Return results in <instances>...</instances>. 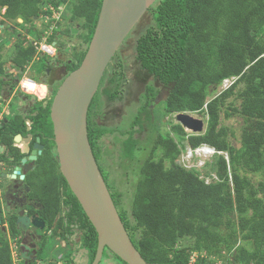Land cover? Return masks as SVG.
I'll list each match as a JSON object with an SVG mask.
<instances>
[{
	"label": "trees",
	"instance_id": "obj_1",
	"mask_svg": "<svg viewBox=\"0 0 264 264\" xmlns=\"http://www.w3.org/2000/svg\"><path fill=\"white\" fill-rule=\"evenodd\" d=\"M101 2L0 0L1 23L14 21L13 25L19 26L31 21L33 15L51 14L54 8L69 3L70 19L81 18L85 30L79 33L85 47L76 52L75 60L67 63L70 72L85 54ZM147 12L151 23L135 40V60L162 85H171L164 99L167 112L203 111L207 115L203 132L187 133L181 125L173 129L192 148L206 144L219 152L213 162L217 179L206 183L194 171L175 163L180 151L177 141L159 134L152 151L160 150L161 157H147L142 162L130 202V216L119 206V195L111 188L119 216L132 243L149 262L264 264V0H157ZM48 29H34L31 34L38 41L46 37L49 43L59 32L70 34L69 29L58 28V33L55 29L47 34ZM23 41L16 46L21 64L36 52L33 45ZM232 77L235 80L230 86L207 100L211 87ZM123 79V64L119 60L102 93L111 101L121 99ZM230 96L239 99L240 114L246 124L241 128L237 147L228 142L227 128L219 125L220 112ZM97 98L96 93L88 112L93 111ZM148 104L149 101L134 117L123 141V154L128 158L134 156L137 147L133 134L154 125ZM87 132L100 165L98 141L108 132L107 128L98 127L88 114ZM165 160L169 161L168 166ZM99 168L106 181L108 173L102 166ZM62 180L65 183L63 177ZM73 199L82 210L75 196ZM82 214L87 219L83 210ZM87 222L91 232L86 242L93 257L96 233ZM0 264H12L8 242L1 238Z\"/></svg>",
	"mask_w": 264,
	"mask_h": 264
},
{
	"label": "flooded vegetation",
	"instance_id": "obj_2",
	"mask_svg": "<svg viewBox=\"0 0 264 264\" xmlns=\"http://www.w3.org/2000/svg\"><path fill=\"white\" fill-rule=\"evenodd\" d=\"M53 13L54 9L51 14L43 13L47 15L46 21L43 20L45 24L38 26L35 23L42 14L33 15L26 23L21 18L22 26L49 28L45 30L47 34L57 28L69 29L70 34L80 33L76 29L80 28L79 23H74V28L70 18L63 16L66 20H60ZM0 28L14 30L16 37L19 33L15 29L18 26L10 23L0 21ZM59 33L51 41L54 55L35 52L22 64L20 57H16L18 47L11 55H5L9 44L5 43L6 39L0 40V238L8 242L10 252L14 250L10 247L15 244L22 264H83L85 258H88L86 264H92L95 258L86 242L91 232L88 218L82 214V207L81 210L75 206V195L61 173L57 157L51 108L59 85L69 73L67 63L71 62V58L61 54L62 40L68 44L69 34ZM21 36L23 44L33 45L34 38L29 33L22 32L18 37ZM12 45L16 46V43ZM23 76L37 83V93H27L20 87ZM19 216L26 221L36 219L38 227L28 235L20 236L11 227ZM47 242L51 244L54 256L46 257L50 248L49 244L46 246ZM25 244L31 246L29 252L32 254L27 252V257L23 258ZM108 253L114 255L104 247L97 264L105 263L104 254Z\"/></svg>",
	"mask_w": 264,
	"mask_h": 264
},
{
	"label": "rangeland",
	"instance_id": "obj_3",
	"mask_svg": "<svg viewBox=\"0 0 264 264\" xmlns=\"http://www.w3.org/2000/svg\"><path fill=\"white\" fill-rule=\"evenodd\" d=\"M46 8L47 7H44L43 10H46ZM3 11L4 9L2 12ZM71 15L72 9L69 3H64L59 5L58 8H54L53 16L55 18H60V20L63 18L65 21L66 18H71ZM46 18L47 15L42 14V17L36 20L35 25L38 26L40 23L45 24L44 21H46ZM2 19L3 17H0V21ZM72 21L73 25L74 23L80 24V28H76L74 25V28L78 29L77 32L84 33L85 30L82 27L83 20L81 18H76ZM7 23L14 24V21H9ZM150 23L151 15L146 11L127 34L124 41L121 43L117 54L114 55L112 61L108 65L106 69L107 71L104 72L102 77V82H100L96 91L98 94V101L93 108V111L88 112L90 119H92L98 127L107 128L108 132L103 134L98 141L100 150L99 154L101 155L99 159L100 161H98L100 165L98 166H102V168L108 173V178L105 181L107 188L109 192L112 188L113 192L119 195V206L126 212L129 211L134 187L140 177V166L142 162L147 157H151L155 160H158L161 157L160 150L156 149L155 151H152L154 140L159 134L169 135L177 141L180 151L174 160L175 163L194 171L206 183L217 179L213 169V162L216 154L219 152L216 150H213L212 153L195 152L199 146L192 148L187 144L186 139H181L175 133L173 127L181 125L176 119L178 112L169 113L165 110L164 106V99L170 90L171 85H162L146 70L142 69L139 63L135 60V40ZM15 29L19 30L17 37L14 30L9 31L8 28H0V31H2L0 34V40L6 39L5 43L6 41H10L9 45H6L5 55H11L12 52L15 51L16 46L20 45L17 43L24 40L22 36L18 37V35H22V32H26L30 33V36L35 39L32 34L40 28H24V26L20 24L18 28ZM63 38L65 37L63 36ZM62 42L61 54L63 53L62 55L64 58H71V61L76 59V52L85 47L83 37L75 33L69 34L68 44L66 40H62ZM12 43H16V46L12 45ZM51 55H54V50H52ZM119 60L122 62L124 70V79L122 80V84L120 86L123 94L121 99L111 101L105 94L102 93V88L107 84V80L112 73L113 66ZM60 69L61 68L57 69V72H59ZM234 80L235 77L226 78L220 84L211 87L207 100L218 95L222 90L230 86ZM147 101H149L148 108H150L153 113L154 125L152 127H146L138 132L136 131L133 134L137 139V147L134 151V156L132 158H128L123 154V141L127 137L130 123ZM239 103L240 101L238 98L235 99L234 96L228 97L224 108H222L220 112L219 120V125L227 128L226 135L228 142L235 147L239 145L241 128L246 125L243 116L240 114ZM181 112H186L196 118L202 119L204 122L203 131L206 129L207 115L203 111ZM227 112L228 115L226 114ZM134 128L137 129L138 126L136 125ZM184 130L187 133H194L186 128H184ZM164 164L165 166H168L169 161L165 160ZM127 214L129 215V212ZM48 244L50 248L49 254H47L46 257L54 256L55 253L53 248L48 242L46 243L47 247ZM108 255L111 254H104L105 263L101 261L100 264H125L115 255ZM107 257L110 258L106 259ZM112 259H115V261Z\"/></svg>",
	"mask_w": 264,
	"mask_h": 264
},
{
	"label": "water",
	"instance_id": "obj_4",
	"mask_svg": "<svg viewBox=\"0 0 264 264\" xmlns=\"http://www.w3.org/2000/svg\"><path fill=\"white\" fill-rule=\"evenodd\" d=\"M156 1L102 0L85 54L78 67L64 77L52 102L51 119L61 173L97 233L92 264H97L104 247L126 264H157L146 261L132 243L101 174L87 132L89 105L104 72L127 34ZM176 119L194 133L203 131V120L189 113L178 112ZM11 227L24 237L38 225L34 218L26 221L19 216ZM23 249L26 258L31 246L25 244ZM87 260L85 258L83 264Z\"/></svg>",
	"mask_w": 264,
	"mask_h": 264
},
{
	"label": "built area",
	"instance_id": "obj_5",
	"mask_svg": "<svg viewBox=\"0 0 264 264\" xmlns=\"http://www.w3.org/2000/svg\"><path fill=\"white\" fill-rule=\"evenodd\" d=\"M32 44L35 46L36 53H41L42 52L43 54L51 55L52 54V50H54V48L52 47L51 44L46 43L45 39H43L41 41L34 40L32 42ZM33 86H35V87H33ZM20 87L23 90H25L27 93H30V94L37 93V91H38L36 82L32 81L31 79H29L26 76H23L20 79ZM209 149L211 151L214 150L213 148H210V147H209ZM12 247L15 250V248H16L15 244ZM195 256H196V254H194V256L191 257L192 261L195 260ZM231 264H234V263H231Z\"/></svg>",
	"mask_w": 264,
	"mask_h": 264
},
{
	"label": "bare ground",
	"instance_id": "obj_6",
	"mask_svg": "<svg viewBox=\"0 0 264 264\" xmlns=\"http://www.w3.org/2000/svg\"><path fill=\"white\" fill-rule=\"evenodd\" d=\"M195 152H200V153H208L212 151L209 149V147L207 145H200L199 148L195 151Z\"/></svg>",
	"mask_w": 264,
	"mask_h": 264
},
{
	"label": "crops",
	"instance_id": "obj_7",
	"mask_svg": "<svg viewBox=\"0 0 264 264\" xmlns=\"http://www.w3.org/2000/svg\"><path fill=\"white\" fill-rule=\"evenodd\" d=\"M22 257L24 258V255ZM11 259H12L13 264H22L20 258L18 257V253L15 255H12Z\"/></svg>",
	"mask_w": 264,
	"mask_h": 264
},
{
	"label": "clouds",
	"instance_id": "obj_8",
	"mask_svg": "<svg viewBox=\"0 0 264 264\" xmlns=\"http://www.w3.org/2000/svg\"><path fill=\"white\" fill-rule=\"evenodd\" d=\"M43 39H45V41H46V37H44ZM42 39V40H43ZM34 40H36V41H38L37 39H34ZM33 40V41H34ZM39 41H41V40H39ZM46 43H49V42H47L46 41ZM49 44H51V43H49ZM52 45V47L54 48V45L53 44H51ZM34 46V45H33ZM35 47V46H34ZM33 81V80H32ZM35 82V81H34ZM37 84V83H36ZM33 87H35V86H33ZM209 147V146H208ZM211 148V147H210ZM214 149V148H213ZM215 150V149H214ZM12 242V241H11ZM11 244V243H10ZM10 248H13V247H10ZM11 253V257H12V255H15V254H17V249L15 248V250H13L12 252H10ZM13 264V263H12Z\"/></svg>",
	"mask_w": 264,
	"mask_h": 264
}]
</instances>
